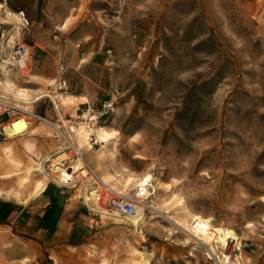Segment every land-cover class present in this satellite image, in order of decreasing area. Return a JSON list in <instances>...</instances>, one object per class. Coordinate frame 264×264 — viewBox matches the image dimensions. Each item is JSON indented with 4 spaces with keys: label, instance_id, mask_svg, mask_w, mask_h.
<instances>
[{
    "label": "rangeland",
    "instance_id": "obj_1",
    "mask_svg": "<svg viewBox=\"0 0 264 264\" xmlns=\"http://www.w3.org/2000/svg\"><path fill=\"white\" fill-rule=\"evenodd\" d=\"M8 5H0V93L60 131L31 118L24 132L7 134L0 116V189L29 197L38 180L72 179L70 141L116 189L127 176L154 175L138 217L100 215L112 222L91 249L95 264H264V0ZM16 44L30 46L23 69L6 64ZM45 155L51 178L37 168ZM53 158L68 171L53 169ZM63 187L79 193L78 183ZM194 214L237 239H196L181 227ZM0 264L52 263L5 225Z\"/></svg>",
    "mask_w": 264,
    "mask_h": 264
},
{
    "label": "crops",
    "instance_id": "obj_2",
    "mask_svg": "<svg viewBox=\"0 0 264 264\" xmlns=\"http://www.w3.org/2000/svg\"><path fill=\"white\" fill-rule=\"evenodd\" d=\"M10 1L0 0L4 10H11L12 6L8 5ZM16 9L21 8L16 5L13 10ZM27 147L30 148V145ZM46 158L47 155L40 160ZM13 172L8 171L5 175L11 176ZM39 181L43 183L40 189L37 188ZM4 183L7 184L6 181ZM37 183L33 186V195L29 197H21L18 191L9 193L5 186L6 190L0 189V227L7 225L14 228L17 235L30 246L36 242L52 264H95L96 258L90 255L91 249L95 246L101 248L100 236L108 230L102 228L103 223L112 221L107 219L103 222L102 217L89 208L91 204H86L76 191L70 192L59 184L47 185L42 180ZM113 227L117 230L123 228L122 225L110 226L111 229ZM25 253L32 257L27 248Z\"/></svg>",
    "mask_w": 264,
    "mask_h": 264
},
{
    "label": "built area",
    "instance_id": "obj_3",
    "mask_svg": "<svg viewBox=\"0 0 264 264\" xmlns=\"http://www.w3.org/2000/svg\"><path fill=\"white\" fill-rule=\"evenodd\" d=\"M16 14L20 15V17L27 22L24 11L22 9L18 10ZM4 39L5 30H1L0 51L1 48L4 47ZM5 45H8L7 41L5 42ZM29 57L30 46L27 44H16L12 46V50L7 55L6 64L11 67L23 69L27 66V60ZM58 71V87L62 88L66 86V79L61 77L62 71H64L63 65H60ZM4 115H7L9 121L8 123L18 118H24L25 121L29 123V120L33 118L37 120H46L54 125L57 130L59 129V125H56L47 117L35 111L28 110L16 105L10 98L0 93V116ZM27 128L28 125L14 133H22ZM69 147L73 149L76 155V160H74L73 162H69L67 165L71 168V170L68 171V168L65 167V169L72 175V179H65L64 183L58 184L61 186H73L78 183V195L86 204H91V206L89 207L91 210L96 211L99 215L104 214L109 217H113L115 216V214H118L119 216L125 218L127 221H130L129 217H133L138 213H142L144 208L149 206V204L147 203V199L149 197H146L143 200L137 199L132 194L121 192L120 189H116L108 183H104L100 175H98V173L88 162H86L84 159H79V157H83L70 142ZM77 160L81 161V164L79 166H77ZM83 169H85V172H83ZM91 187L95 189L93 195L89 194ZM138 206L140 208H138Z\"/></svg>",
    "mask_w": 264,
    "mask_h": 264
},
{
    "label": "bare ground",
    "instance_id": "obj_4",
    "mask_svg": "<svg viewBox=\"0 0 264 264\" xmlns=\"http://www.w3.org/2000/svg\"><path fill=\"white\" fill-rule=\"evenodd\" d=\"M7 14L10 15V13L8 12ZM27 125L28 123L27 121H25L24 118H18V119H14L13 121L3 126L2 128L4 129L3 131L6 132L7 134H12L14 132L19 131L20 129H22L23 127ZM84 134L86 135V138H87L88 132L85 131ZM75 149L77 148L75 147ZM54 159L55 158H53L52 160L54 162H51L53 165V169L62 170L61 172L66 173L62 165L61 164L59 165V162L55 161ZM79 159L81 160V157ZM80 164H81V161H80ZM37 168L42 173H44L45 176L50 177L48 173H46L43 169V160H40L38 162ZM83 172H85V169H83ZM102 181L106 183L105 180H102ZM153 181H154V175L149 172H146L138 176H127L122 181L123 188L120 191L127 192L135 196L137 199L143 200L144 198L149 197L150 194L151 195L154 194V191L150 193V190L154 188ZM42 185L43 183L39 181L37 183V188L40 189ZM94 191L95 189L91 187L89 194L93 195ZM138 208L140 207L138 206ZM138 216H139V213L135 215V217H138ZM115 218L120 219V216L118 214H115ZM174 223H176L179 226L181 225L178 220H175ZM133 224H134V221H133ZM181 227L187 230L189 234H191L192 236H194L196 239L200 241L207 242L209 240H212V241L215 240L216 242H221L222 244H224L230 238L237 239L236 233L232 229L226 228V227L214 226L208 218L203 217L199 214H194L193 218L191 219V222L190 223L183 222V225H181Z\"/></svg>",
    "mask_w": 264,
    "mask_h": 264
}]
</instances>
